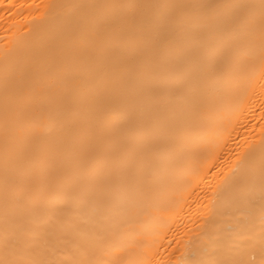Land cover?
<instances>
[{"label": "bare ground", "instance_id": "bare-ground-1", "mask_svg": "<svg viewBox=\"0 0 264 264\" xmlns=\"http://www.w3.org/2000/svg\"><path fill=\"white\" fill-rule=\"evenodd\" d=\"M0 264H264V0H0Z\"/></svg>", "mask_w": 264, "mask_h": 264}]
</instances>
